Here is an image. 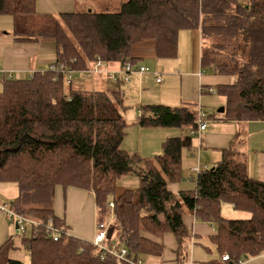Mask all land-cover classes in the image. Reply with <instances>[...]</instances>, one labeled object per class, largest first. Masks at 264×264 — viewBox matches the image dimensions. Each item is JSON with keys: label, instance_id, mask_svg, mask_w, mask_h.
Instances as JSON below:
<instances>
[{"label": "trees", "instance_id": "trees-1", "mask_svg": "<svg viewBox=\"0 0 264 264\" xmlns=\"http://www.w3.org/2000/svg\"><path fill=\"white\" fill-rule=\"evenodd\" d=\"M0 16L12 18L16 41L52 42L54 64L80 74L97 59L135 64L132 49L145 41L155 42L158 60L175 59L180 33L198 31L202 68L234 78L233 84L216 86L226 99L219 115L233 122L264 121V0H129L117 11L58 17L38 13L37 0H0ZM50 67L27 78L0 73V183L17 184L18 196L7 206L34 222H26L24 232L17 230L0 247V264H120L93 240L70 232L56 209L59 188L94 195L96 233L104 224L106 248H126L133 262L159 264L165 245L158 240L172 234L178 264H186L187 213L216 226L212 241L221 256L229 255L224 263L264 254V182L250 177L232 150L224 151L214 167L195 172L193 190L169 189L183 178L198 110L162 104L140 108V127L183 133L167 139L161 154L145 159L122 148L128 126L120 89H74L65 85L63 72ZM119 79L116 84L125 83ZM128 176L139 179L138 189L119 193L118 182ZM223 203L249 217H224ZM51 222L64 230L57 241L48 229ZM14 237L21 239L29 263L10 258Z\"/></svg>", "mask_w": 264, "mask_h": 264}, {"label": "crops", "instance_id": "crops-1", "mask_svg": "<svg viewBox=\"0 0 264 264\" xmlns=\"http://www.w3.org/2000/svg\"><path fill=\"white\" fill-rule=\"evenodd\" d=\"M129 0H37V11L43 15H52L58 17L61 14L77 12H107L117 11L121 5ZM13 30V21L9 16H0V73L4 72L13 78H27L31 74L44 72L49 69L56 61V47L52 42L40 43H22L15 40L11 35ZM186 32L182 31L180 37ZM198 33V32H197ZM199 47L196 42L190 44L187 48L189 54H181V51L175 59L158 60L157 56L154 63V69H149V74L154 77V84L145 90L143 74L136 73L135 82L130 80L126 83L130 91H138L140 102L136 110L139 114L140 108L147 105L162 104L172 108L188 106L197 111L202 108L206 112V98L209 93H216V86L233 84L234 78L217 76L211 70L203 72L200 60L201 41L200 34H197ZM147 47L155 49V44H149ZM196 48V49H195ZM198 48V49H197ZM179 51V50H178ZM156 52V49H155ZM141 51L133 47L131 57L137 63L141 56ZM119 63L106 65L103 73L108 71L117 72L121 66ZM143 67V66H141ZM154 71L162 75V83H157ZM96 77V76H95ZM99 77V78H98ZM94 90L107 88L103 83L106 76H97ZM122 84V83H121ZM120 85V83L116 84ZM103 86V87H100ZM142 88V93H141ZM77 89V88H76ZM205 92H204V91ZM148 91V92H146ZM147 93L148 96L144 97ZM226 100V99H225ZM217 104H221L220 100ZM128 109L123 110V117L129 129L137 132L135 136L139 138L134 145L130 143L127 136L125 137L122 148L130 153H137L145 159L153 158L162 152L163 143L172 137L180 135L179 128H154L140 127L139 115L128 117ZM220 110V109H219ZM218 114L209 117L207 129L197 134V140L193 144V149L187 153L183 166L182 177L180 182H172L169 189L177 193L181 190H193L195 188V171L197 167L202 169L214 167L223 158V152L232 150L237 159L244 162L248 168V174L255 180L264 182V121L251 122H233L227 121ZM137 112V111H136ZM131 122L129 123L128 122ZM181 131V130H180ZM182 132V131H181ZM117 190L122 193L126 190H137L139 179L135 176L124 177L118 182ZM228 204V205H227ZM56 209L58 214L66 218L70 227V232L79 238L92 241L96 234L97 212L95 197L87 192L68 189L66 191L58 189L56 197ZM242 211L235 208L229 203L222 204V214L229 218L234 213ZM231 219V218H229ZM186 226L190 232V242L188 264H212L222 262V256L218 253L212 238L217 235L216 226L205 222L197 217L195 213H187L184 217ZM14 226V235H17V228L7 218L0 216V247L14 235L11 234ZM174 238V240L171 238ZM15 250L10 253V258L20 262H26V250L21 239L14 237ZM165 245V252L159 264H178L175 250L177 242L172 234H165L158 240ZM240 264H264V254L245 258Z\"/></svg>", "mask_w": 264, "mask_h": 264}, {"label": "rangeland", "instance_id": "rangeland-1", "mask_svg": "<svg viewBox=\"0 0 264 264\" xmlns=\"http://www.w3.org/2000/svg\"><path fill=\"white\" fill-rule=\"evenodd\" d=\"M198 31H194L192 30L191 32H186L184 33V35L182 36V38L179 35V52L181 51V54H189V50H188V46L190 44L193 45L194 42H196L197 47H199L198 43L199 41L197 40V33ZM149 44H155L154 41H145V42H141L136 44L134 47H136L137 49H139L141 51V56L138 57L137 59V63L134 64L135 69H139L141 66L145 67V68H149L151 70L154 69V61L156 59V52L155 49H150L147 48L151 45ZM196 49V48H195ZM198 49V48H197ZM154 62V63H152ZM203 72L205 73L206 71L209 73L207 68H203L202 69ZM117 75L118 78H123L124 74H122L120 72V69L117 71ZM135 74L130 75V79L132 82H135V78L137 76H134ZM145 76L144 78V86L143 88L145 90L149 89L148 87H151L152 84H154L155 80L154 77L149 74L148 72L146 74H143ZM99 78V77H98ZM97 76L95 77V75L92 74H80L78 72L73 73V88L74 89H84V90H91L94 91V89L97 87L94 85V81L98 79ZM103 83H106L105 86L107 88H103L105 89L107 92L113 91L115 89H120L124 95V108L128 109L126 112L128 115V117L131 116H136L137 114L139 115L138 110H136V108L138 107L137 104L140 102V94L138 91H133V89L130 91V88L127 86L126 83L124 84H120V85H116V83H112L110 84L108 81H106V79H103ZM98 81V80H97ZM103 87V86H100ZM101 89V88H100ZM97 89V90H100ZM1 90V88H0ZM142 88H141V93H142ZM148 92V91H146ZM148 96L147 93L144 94V97ZM209 97L206 98V115L208 117V123L210 121L211 116L217 115L218 114V110L222 107L225 106L226 104V100L223 96L218 95L217 93H209L208 94ZM221 104H217V102H219ZM124 110V109H123ZM137 111V112H136ZM137 113V114H136ZM129 122V120H128ZM131 123V122H129ZM130 127V125H128ZM180 132V135L182 134V132L180 130H178ZM137 135V132L132 131V129H129L128 131V138L130 140V143L132 145H134L133 140H135V144L138 142L139 138L135 136ZM194 141L197 140V136L195 135V137L193 138ZM187 155V154H186ZM19 193V189L16 183H0V204L2 205H8L10 206V204L16 199V197L18 196ZM228 205V204H227ZM0 216H2L3 218H5V216L3 215V213L0 212ZM249 217L248 214H246L244 216V214H241L239 212L236 211V213H234L233 215H231V219H239V218H246ZM9 221V220H8ZM10 222V221H9ZM11 224H13L11 222ZM15 225V224H14ZM13 228L11 230V234H13L15 232L14 226L11 225ZM14 235V234H13ZM15 236V235H14ZM171 238L174 240V238L171 236ZM26 256H27V260L26 262L29 263V255L26 251ZM143 264H154L153 262H151L149 259H146L145 262H143ZM188 264V262L186 263Z\"/></svg>", "mask_w": 264, "mask_h": 264}, {"label": "built area", "instance_id": "built-area-1", "mask_svg": "<svg viewBox=\"0 0 264 264\" xmlns=\"http://www.w3.org/2000/svg\"><path fill=\"white\" fill-rule=\"evenodd\" d=\"M106 63L101 60V59H97L96 62L85 72H83L82 74H92V75H104L107 77V79L110 82L116 83L117 81H119L120 79L118 78L117 72L115 71H108L105 74L103 73V70L106 67ZM51 70H55L57 72H63L65 74V85H72L73 81V71H70L66 68H64V66H59L57 64H53L50 67ZM120 72L122 74H124L123 77V82L125 83H129L130 82V75L132 74H146L147 72H149L148 68L145 67H140L139 69H135V66L133 63H124L121 68H120ZM154 76L156 78V82L157 83H162V75L158 72L155 71L154 72ZM198 120H199V126L197 128V130H192L191 134L192 135H197L200 134L202 132H204L207 127H208V117L205 113V111L202 108L198 109V114H197ZM202 168L201 167H197L194 169L195 172L200 173ZM111 206H113V204L111 203ZM0 212L3 213V215L7 218V220H9L10 222L14 223L15 226H17V230L19 233H22L25 231V224L26 222L29 223H34L33 221L27 220L24 217H21L19 215H17L15 212H13L7 205H2L0 204ZM49 231L52 233L54 240L57 241L59 240V238L62 236V234L64 233V230L55 228L52 224V222L49 224L48 227ZM107 229L106 226L104 224L99 225L97 233L95 234V237L93 239V244L100 248V249H105L107 250L109 253H111L113 256H115L120 264H122L123 262L129 263V264H143L142 261H138V262H133L130 258H129V254H128V250L126 248H121V249H117L116 245H111V247L109 249L106 248V244L108 243L107 240ZM104 258V257H103ZM222 262H228L230 260L229 255L225 254L222 256Z\"/></svg>", "mask_w": 264, "mask_h": 264}, {"label": "water", "instance_id": "water-1", "mask_svg": "<svg viewBox=\"0 0 264 264\" xmlns=\"http://www.w3.org/2000/svg\"><path fill=\"white\" fill-rule=\"evenodd\" d=\"M224 112H225V107L220 108L219 113H224ZM16 228H17V226H16Z\"/></svg>", "mask_w": 264, "mask_h": 264}]
</instances>
